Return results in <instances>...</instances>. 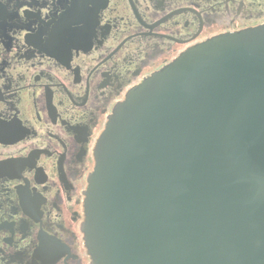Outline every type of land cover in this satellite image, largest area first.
Wrapping results in <instances>:
<instances>
[{"label":"flooded vegetation","instance_id":"af4514ba","mask_svg":"<svg viewBox=\"0 0 264 264\" xmlns=\"http://www.w3.org/2000/svg\"><path fill=\"white\" fill-rule=\"evenodd\" d=\"M264 0H0V264H93L84 224L115 109Z\"/></svg>","mask_w":264,"mask_h":264},{"label":"water","instance_id":"95a60500","mask_svg":"<svg viewBox=\"0 0 264 264\" xmlns=\"http://www.w3.org/2000/svg\"><path fill=\"white\" fill-rule=\"evenodd\" d=\"M93 264H264V25L134 89L95 151Z\"/></svg>","mask_w":264,"mask_h":264}]
</instances>
